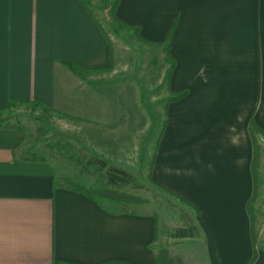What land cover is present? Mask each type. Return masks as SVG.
I'll return each instance as SVG.
<instances>
[{
	"label": "crops",
	"instance_id": "0c3cea01",
	"mask_svg": "<svg viewBox=\"0 0 264 264\" xmlns=\"http://www.w3.org/2000/svg\"><path fill=\"white\" fill-rule=\"evenodd\" d=\"M113 2L0 0V110L76 100L78 77L115 69L104 22L138 27L167 76L152 179L194 212L208 264H264V0H118L115 19ZM26 139L0 127V264H156L155 214L56 186Z\"/></svg>",
	"mask_w": 264,
	"mask_h": 264
},
{
	"label": "rangeland",
	"instance_id": "374dc122",
	"mask_svg": "<svg viewBox=\"0 0 264 264\" xmlns=\"http://www.w3.org/2000/svg\"><path fill=\"white\" fill-rule=\"evenodd\" d=\"M104 23L114 46V71L78 77L74 81L75 90L71 87L68 91L76 100H65L61 108L11 107L0 112V122L26 131L25 154L30 151L43 154L60 174L82 184H104L94 170L86 171L82 167L92 155L132 173L142 187L128 190L139 200L127 204L106 203L155 214L159 223L157 249L168 250L172 258H181L184 264H208L200 236L177 238L173 235L177 228L186 225L181 214L189 213L194 219V212L185 200L167 193L168 189L151 177L154 153L165 121L164 60L142 44L133 32ZM64 82H61L62 91ZM255 170L256 178L264 185V171L260 172L259 167ZM256 188L251 208L256 215L257 230L263 205L260 203L258 210L256 204L264 201V187L258 190L257 183Z\"/></svg>",
	"mask_w": 264,
	"mask_h": 264
},
{
	"label": "trees",
	"instance_id": "16d2710c",
	"mask_svg": "<svg viewBox=\"0 0 264 264\" xmlns=\"http://www.w3.org/2000/svg\"><path fill=\"white\" fill-rule=\"evenodd\" d=\"M117 3L118 0H114L110 8V15H112L114 19H115V8L117 6ZM118 22L120 21L118 20ZM121 25L123 28L133 27L126 23H123ZM135 29H136L135 33L137 38L143 42L144 40L139 34L138 27H136ZM67 65L71 71L77 74H81L83 72L88 71L73 63H68ZM96 71H104V70L98 69ZM176 98H178V96H176ZM14 105H15L14 102L9 101L8 106L4 110H0V112H3ZM33 105L36 107H41L43 109L51 110L50 107L41 104L33 103ZM0 127L14 128L15 126H12L10 124H2V122H0ZM26 159L41 161V162H49L46 156H44L43 154H38L36 151H30ZM82 167L86 171H91V169L94 170L93 173L97 175L99 177L98 179L102 180L104 184L102 186L85 185L82 184L81 182L71 179L69 176L65 174H60L58 172V169L56 167H53L55 185L66 187L75 192L84 194L90 197L91 199L97 201L100 205H104L106 202L127 204V203H134L139 200V198H137L135 194L131 193L128 189L136 190L141 188L142 185L137 182L136 177L129 171L117 165H113L105 159L93 155L87 157L86 161L82 163ZM164 190L166 189L164 188ZM166 191L169 194L175 195L169 190ZM254 198L250 201V209H252L251 207ZM181 216H182V220H184L186 225L181 228H177L173 235L177 238H193L196 235H198L199 228L196 225V222L193 219V217H191L189 213H183L181 214ZM253 219L255 221L254 215H253ZM253 234H254V244H257L255 229L253 230ZM257 254H258L257 249H255L254 256L248 264H253L256 261ZM113 263H117V262H107L106 264H113ZM156 264H184V262L183 259L181 258H176V259L172 258L168 250L164 248H160L157 249L156 251Z\"/></svg>",
	"mask_w": 264,
	"mask_h": 264
}]
</instances>
